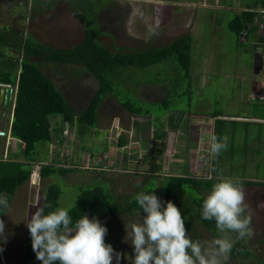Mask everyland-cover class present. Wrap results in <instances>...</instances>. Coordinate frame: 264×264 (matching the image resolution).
Masks as SVG:
<instances>
[{
    "label": "rangeland",
    "instance_id": "1",
    "mask_svg": "<svg viewBox=\"0 0 264 264\" xmlns=\"http://www.w3.org/2000/svg\"><path fill=\"white\" fill-rule=\"evenodd\" d=\"M51 1L0 0V29H13L24 37L30 36L46 52L74 48L83 40L86 28L93 31L94 41L99 46L119 53L161 47L189 34L193 39L191 53H194L191 89L187 86L184 71L176 63L171 65L163 61L146 68L130 66L114 76V93H107L103 98L93 127L79 126L77 122L62 123L60 116L51 119L53 123L60 122L62 131L54 130L53 136H56L50 143H38V153L34 152L32 158L39 165L52 163L50 153L57 148V136L61 135L67 165L76 169L62 176L43 177L38 172L35 185L38 190L31 189L29 181L17 187L9 209L0 217L6 225L4 233L0 234V247L3 248L0 264H42L31 261L26 255L29 231L25 223L41 205L49 186H55L59 191L56 208L69 210L93 179L103 178L116 200L127 201L146 186L153 188L152 192L160 198L163 177L185 173L211 178L214 183L225 178L238 182L250 180L251 184L240 186L254 234L240 241L235 239V234H229L234 243L245 245L250 255L245 260L238 258L227 261V264H264V125L232 122L231 119L217 122L213 136L226 140L227 149L215 160L211 159L206 154L210 149V138L198 133L204 142L199 147L203 153L199 159L188 152L196 146L201 126L198 119L190 123L189 118H178L176 127L179 128L174 130L171 128L174 124H169L166 117L171 115L176 119L183 109L186 113L207 114L209 118L212 113L264 116L262 105L250 99L252 82L258 83L256 78L264 80V66L255 76L251 60L253 53L227 27L233 14L260 1L93 0V20L82 18V10L74 0ZM23 57L15 47L0 48V74L9 71L8 82L14 86ZM26 58L54 82L76 112L87 106L98 88V81L82 64L52 61L44 54ZM260 84L264 85V82ZM126 99L142 110H149L154 114V120L128 111L121 104ZM163 99L168 100L167 106L163 105ZM161 116L164 118L157 121L156 118ZM219 117L216 116V120ZM173 133L174 139L168 141ZM119 136H124L125 140L121 146L118 145ZM168 145H172L181 156L162 152V148L166 149ZM3 158L15 161L19 152L5 154ZM4 159L0 158V161ZM152 174L157 177L151 181ZM201 193L206 196L209 192ZM184 199L183 209L192 208L190 200L185 202ZM140 220L139 213L126 212L106 224V243L111 244L116 252L125 254L120 264H131L133 254L131 245L124 242L125 224ZM194 223L197 240L214 239L209 230Z\"/></svg>",
    "mask_w": 264,
    "mask_h": 264
},
{
    "label": "trees",
    "instance_id": "2",
    "mask_svg": "<svg viewBox=\"0 0 264 264\" xmlns=\"http://www.w3.org/2000/svg\"><path fill=\"white\" fill-rule=\"evenodd\" d=\"M51 0H49L50 2ZM261 4L262 0H258ZM52 2V1H51ZM82 10V18L93 20L94 10L92 8L93 0H74ZM254 3V4H255ZM255 5V6H256ZM254 10H243L239 14H234L227 23V27L234 34L239 35L245 26H250L253 20ZM7 30V31H6ZM93 31L86 28L83 40L70 50L59 49L52 51L43 50L33 40L32 37L21 32H13V29H0V48L15 47L24 55L20 62V72L15 85L14 101L11 109L10 132L11 135L18 137L21 143L20 156L33 160V153H38L36 145L38 143L48 144L51 142L54 130L62 131L60 122H52L51 119L61 117L62 123H78L79 126L93 127L96 122L98 107L107 93H114L115 75L120 74L122 69L135 66L146 68L163 61H168L173 65L176 63L184 71L188 88H191L190 68L192 64L191 49L192 40L189 35H182L169 44L161 47H149L141 50H135L130 53L111 52L103 46H99L94 41ZM44 54L46 58L61 63H79L85 66L89 73L98 81V88L90 97L87 106L79 112L73 109L61 91L56 87L54 82L46 76L39 67L30 61L28 56ZM9 71L2 73L3 78L7 81ZM163 105L167 106L168 100H162ZM121 104L134 115L151 116L149 110H142L133 105V102L126 99ZM57 119V118H56ZM157 120L159 117L156 118ZM58 126V127H57ZM56 127V128H55ZM57 145L62 144L57 137ZM125 143L124 136L118 137V145ZM59 147V150H52L53 155L50 164H40V175H64L75 171L74 166L67 165L68 158L66 152ZM34 161V160H33ZM51 162V161H50ZM156 165V164H155ZM23 166V167H22ZM156 169V166H154ZM30 175L29 162H19L13 160L0 161V195L7 194L9 207L11 205L14 193L17 187L24 183ZM157 175L152 174V178ZM102 180H104L102 178ZM100 179H93L92 184L84 188L78 195L76 204L68 212L73 217V221L78 219L82 214L88 215L90 219L99 218L100 222L106 224L122 213H139L140 209L134 197L145 192L151 194L154 190L151 187H144L127 201H119L111 193L108 187ZM163 188L159 190L162 201L173 202L181 211L185 219L186 228L189 236L197 240L193 229L195 222L209 230L214 238H217L215 223L205 221L201 218L202 201L206 197L201 191L209 192L214 184L211 178H201L195 174H173L163 177ZM238 182V181H237ZM250 181L238 182L239 184H251ZM147 185V184H146ZM199 192V193H196ZM187 195V198L185 196ZM59 198V191L55 186H49L45 192L41 206L50 203L51 208H45V214L55 210ZM190 200L192 208L182 207V201ZM166 206V205H165ZM8 210V209H7ZM7 210L0 209V217ZM141 214L145 215L141 210ZM189 216L194 220L191 221ZM106 242V240H105ZM26 255L31 261L40 262L36 259L32 250L30 233L27 237ZM250 255L249 249L245 245L234 243L230 254V260H245ZM261 264V263H258Z\"/></svg>",
    "mask_w": 264,
    "mask_h": 264
},
{
    "label": "clouds",
    "instance_id": "3",
    "mask_svg": "<svg viewBox=\"0 0 264 264\" xmlns=\"http://www.w3.org/2000/svg\"><path fill=\"white\" fill-rule=\"evenodd\" d=\"M8 135H11L10 124ZM13 137L19 142L20 152V140ZM226 149V140L211 137V159L215 160ZM24 158L26 161L21 162H29L30 166L27 180L30 186H35L40 165L37 161ZM14 160L20 161L18 158ZM134 199L139 206L141 220L125 224L124 237V242L133 249L131 264H227L234 247L229 234H235L237 241L254 234L251 217L246 215L244 191L231 178L214 183L202 201L201 218L215 223L217 238L210 241L193 240L180 209L171 201H162L155 192H140ZM51 207L50 203L38 206L25 223L30 233L32 250L42 264H113L114 261L120 264L125 258V254L116 252L111 244L105 242L108 229L99 218L90 219L88 215L82 214L73 221L64 208H56L45 214L44 209ZM0 209H9L7 194L0 195ZM141 210L145 215L141 216ZM5 227L4 221L0 219V234L4 233Z\"/></svg>",
    "mask_w": 264,
    "mask_h": 264
},
{
    "label": "crops",
    "instance_id": "4",
    "mask_svg": "<svg viewBox=\"0 0 264 264\" xmlns=\"http://www.w3.org/2000/svg\"><path fill=\"white\" fill-rule=\"evenodd\" d=\"M187 2H193V1L192 0H187ZM259 7H260V4L257 5L256 7L255 6H249L248 8L243 9V10H248V9L249 10H254L256 15H254L251 25L250 26H245V28L242 30V32L239 35H237L238 41L240 43L243 42L242 44H245L246 48L248 50H250L251 53H253L251 55V60H253V63H252L253 71H254V66H253L254 59H253V57L255 59L259 60V56L264 54V34H263V32H262V30L260 28V25H259L262 20L260 19V22H259V21H257V18H256L257 15H259ZM243 10H241V11H243ZM241 11H239L238 13H235V14H239ZM228 31L232 32L229 29H228ZM187 35H189V34H187ZM189 36L191 37V40H192V42H191L192 46L191 47H193L192 36L191 35H189ZM194 52H195V50H194ZM191 57H192V63H193L194 53H191ZM259 71H260V69H259ZM258 72L255 73V71H254V75L256 74L255 76H257L259 74ZM4 73H7V71H5ZM191 73H192V71H191V68H190V76H191ZM191 78H192V76H191ZM255 80H258V83L254 84V82H252V85H251V88H250L251 92H253V91H255V90H257V89H259L261 87H264V85L260 84V83L264 82V80H260V79H257V78ZM151 101H153V100H151ZM255 103L262 105V108H263V111H264V103H258V102H255ZM141 116H143V115H141ZM216 116H220L218 120H216ZM146 117L149 118L150 121L154 120V118L149 116V115L146 116ZM166 117H167V122L169 124H174L173 127L171 126V128L174 129V130L179 128V127H176V122H177L178 118H181V119H184L185 117L187 119L189 118L190 119L189 120L190 123L194 122V119H198L199 124L201 126H200L197 134L198 133L205 134L207 137L210 138V140H209L210 142H211V137L213 136V134L217 130V128H216L217 122H221L222 123V122H224V121H226L228 119H231L232 122H242V123H245V124H248V123H261V124L264 125V116H256V115H253V116H240V115H237L236 116L235 114H231V115L227 116V114L212 113V117L209 118L208 115L204 114V113H195V112H192V111L186 113L185 109H183L182 111L178 112V114L176 116V119H173V117L171 115H167ZM226 117H228V118H226ZM162 118H164V117L161 116V118H159L158 120H161ZM118 128H120L119 125H118ZM180 132H181V130H179V133ZM173 135H174V133L171 135L172 138H170L168 141L172 142V140L174 139ZM57 137H59L60 141H62L61 139H63V138H62L61 135H58ZM196 138H197V140L195 141L196 142V146H193L192 148H190L188 152L192 153L195 156H199V159H200V157L202 156L203 153H200L199 147H202L203 146L202 144L204 142L201 139V135L198 134L196 136ZM163 143L165 144L166 141L163 140ZM62 145H63V143L60 144L61 147H62ZM160 145H162V143ZM193 145H194V143H193ZM56 146H57L56 150H59V147H60L59 144L56 145ZM18 150H19V142L16 140L15 137H13L11 135L10 136L8 135L7 138H0V154L1 155H3V156L5 154L6 155L7 154H12L13 155V154H16L18 152ZM61 150H63V148ZM164 151H166V152L168 151L170 154H174V156H181V155H179L181 153H178L177 151L173 150L172 145H168L166 149L162 148V152H164ZM206 154L209 155V150H208V152ZM22 157L23 156H20V152H19V158L18 159L20 161H22V159H21ZM0 158L4 159L3 157H0ZM204 159H205V157H204ZM9 160H13V159H9ZM23 161H26V158H24ZM205 163L207 164V162H205ZM206 168L209 169V167H206ZM197 170H198V168H197ZM179 175H181V174H179ZM219 178H222V177H219ZM251 180H254V179H251ZM26 181H28V180H26ZM26 181L24 183L20 184L19 186L25 185L27 183ZM30 187H31V189L38 190L37 186H33L32 185Z\"/></svg>",
    "mask_w": 264,
    "mask_h": 264
},
{
    "label": "flooded vegetation",
    "instance_id": "5",
    "mask_svg": "<svg viewBox=\"0 0 264 264\" xmlns=\"http://www.w3.org/2000/svg\"><path fill=\"white\" fill-rule=\"evenodd\" d=\"M253 59L255 61L254 57ZM263 66H264V58L260 62V68H262ZM0 69H2V67H0ZM8 84H11V83H9L8 80L6 81L3 78V75L0 74V92L1 93L5 91V88L8 86ZM3 99H4V92L2 93V95L0 94V131H3L5 133L4 134L5 137L0 136V138H6V136L9 133V124L11 121V109H12V104H13V100H12L11 106H4Z\"/></svg>",
    "mask_w": 264,
    "mask_h": 264
},
{
    "label": "built area",
    "instance_id": "6",
    "mask_svg": "<svg viewBox=\"0 0 264 264\" xmlns=\"http://www.w3.org/2000/svg\"><path fill=\"white\" fill-rule=\"evenodd\" d=\"M257 21L260 22V28L264 34V0H262L260 7H259V15H257ZM250 99L254 102L264 103V87H261L253 92H251Z\"/></svg>",
    "mask_w": 264,
    "mask_h": 264
},
{
    "label": "water",
    "instance_id": "7",
    "mask_svg": "<svg viewBox=\"0 0 264 264\" xmlns=\"http://www.w3.org/2000/svg\"><path fill=\"white\" fill-rule=\"evenodd\" d=\"M263 58H264V54L259 56V60L255 59L254 64H253L255 73L259 71L260 62L262 61ZM3 92H4L3 105L4 106H11L13 93H14L13 84H8V86L5 88V91H3ZM2 93L0 92L1 95H2ZM0 135H4V132L0 131Z\"/></svg>",
    "mask_w": 264,
    "mask_h": 264
}]
</instances>
